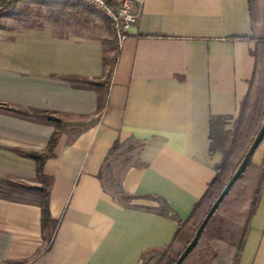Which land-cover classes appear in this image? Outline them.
Returning <instances> with one entry per match:
<instances>
[{
	"label": "crops",
	"instance_id": "obj_1",
	"mask_svg": "<svg viewBox=\"0 0 264 264\" xmlns=\"http://www.w3.org/2000/svg\"><path fill=\"white\" fill-rule=\"evenodd\" d=\"M129 1L137 21L105 73V37L0 24V264H142L174 244L215 176L227 144L209 154L210 125L232 132L248 82H260L251 52L264 40V1L257 24L249 0ZM68 77L106 83L100 113L95 89ZM56 132L43 163L57 221L48 242L40 208L3 196L6 182L39 186L17 151L46 154ZM263 154L264 142L251 164ZM236 264H264V183Z\"/></svg>",
	"mask_w": 264,
	"mask_h": 264
},
{
	"label": "trees",
	"instance_id": "obj_2",
	"mask_svg": "<svg viewBox=\"0 0 264 264\" xmlns=\"http://www.w3.org/2000/svg\"><path fill=\"white\" fill-rule=\"evenodd\" d=\"M264 0H249V13L253 23L257 24L260 16V2ZM109 7H115V0H106ZM17 6L28 8L30 6L37 8H46L48 11H54L53 15L68 21L92 23L99 19L96 10L92 6L65 0H0V11H16ZM108 38L103 43H110L113 50L112 56H107L104 51L102 64L104 73L113 63L116 52V39L110 20L105 17ZM67 24V23H65ZM255 63L260 65L262 76L259 84L255 83L254 78L248 82V91L242 101L238 115L234 121L233 130L230 133L218 135L211 129L209 134V154L216 149L224 147L222 150V159L216 166L215 176L207 185L206 190L199 201L194 205L191 213L176 230L173 240L188 245L192 239L199 224L209 212L214 201L218 198L226 183L235 173L247 149L251 145L257 132L259 131L264 119V40L256 43L255 49L251 52ZM66 82L76 85H86L93 87L97 94V112L100 113L106 102V88L102 94V88L106 83L100 81H91L87 79H78L74 77L65 78ZM14 114L24 117L43 118L46 121L60 127L61 122L52 116L38 113L26 112L22 110H8ZM220 119V118H219ZM218 119V120H219ZM57 132L52 136L49 142L46 154L27 153L17 151V154L31 159L36 164V181L39 186H28L24 184H14L6 182L9 188L8 193L3 197L9 200L24 201L28 204H35L41 211V231L42 238L48 242L51 241L53 232H55L57 221L53 220L49 212V196L52 179L43 174V163L51 155L56 142ZM264 142L261 140V143ZM261 145V144H260ZM117 148V143L113 145V150ZM264 183V154L259 166H253L251 161L229 189L227 195L219 204L213 216L207 222L201 237L192 250L193 253L204 240L203 255L210 258L215 264H236L238 256L243 248V242L248 230L249 221L254 215L259 202L260 194ZM128 199V198H127ZM170 247V246H169ZM182 252V251H181ZM180 252V253H181ZM179 254L169 259L164 264H174ZM190 253V254H191ZM189 257H186V259ZM185 259V260H186ZM184 260V261H185ZM183 261V262H184ZM182 262V264H183Z\"/></svg>",
	"mask_w": 264,
	"mask_h": 264
},
{
	"label": "rangeland",
	"instance_id": "obj_3",
	"mask_svg": "<svg viewBox=\"0 0 264 264\" xmlns=\"http://www.w3.org/2000/svg\"><path fill=\"white\" fill-rule=\"evenodd\" d=\"M75 2V1H74ZM79 3V2H78ZM16 11H0V24H18L21 26H42L52 25L54 31L58 34L76 35L83 38L105 37L108 38L106 28L105 14L98 9H95L99 19L92 23L74 22L67 19L59 18L58 20L53 15L54 11H48L46 8H37L30 6L24 8L16 7ZM111 22V21H110ZM67 23V24H65ZM133 154L134 151L125 152L122 156L125 158L128 154ZM204 240L201 245L193 253L189 254L185 264H215L210 258L203 255ZM184 249L183 243L175 241L170 247L159 252L147 253L143 256L142 264H164L175 255L179 254Z\"/></svg>",
	"mask_w": 264,
	"mask_h": 264
},
{
	"label": "water",
	"instance_id": "obj_4",
	"mask_svg": "<svg viewBox=\"0 0 264 264\" xmlns=\"http://www.w3.org/2000/svg\"><path fill=\"white\" fill-rule=\"evenodd\" d=\"M263 138H264V119H263V122L261 124L259 131L257 132V134H256L255 138L253 139L251 145L247 149V151H246L244 157L242 158L241 163L239 164L235 173L230 178V180L226 183V186L224 187V189L222 190V192L220 193L218 198L214 201L213 205L209 209V212H207V214L205 215V217L203 218V220L201 221L199 226H197L198 228L196 229L192 239L189 240L190 242L182 250V252L180 253L179 257L177 258V260L175 261L174 264H182V262L188 256V254H190L192 252V250L195 248V246L197 245L207 222L213 216V214L215 213L219 204L222 202L224 197L227 195L229 189L233 186V184L236 182V180L241 176V174L243 173V171L247 167L248 163L251 161L252 156L254 155L256 150L259 148V146L261 144V140H263Z\"/></svg>",
	"mask_w": 264,
	"mask_h": 264
},
{
	"label": "built area",
	"instance_id": "obj_5",
	"mask_svg": "<svg viewBox=\"0 0 264 264\" xmlns=\"http://www.w3.org/2000/svg\"><path fill=\"white\" fill-rule=\"evenodd\" d=\"M76 1L95 9L101 10L105 16L111 21L114 36L116 39L117 50L127 38L128 29L137 21V13L134 12L129 0H115V8L112 9L106 3V0H65Z\"/></svg>",
	"mask_w": 264,
	"mask_h": 264
}]
</instances>
